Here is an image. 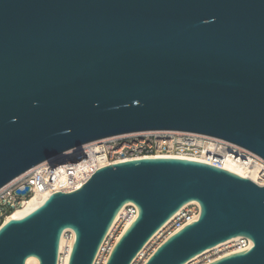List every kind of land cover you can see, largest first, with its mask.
Instances as JSON below:
<instances>
[{"label":"water","instance_id":"water-1","mask_svg":"<svg viewBox=\"0 0 264 264\" xmlns=\"http://www.w3.org/2000/svg\"><path fill=\"white\" fill-rule=\"evenodd\" d=\"M153 130L264 158V0H0V189L41 163L79 161L91 142ZM192 201L199 217L143 264H189L238 236L253 246L208 264H264V185L182 158L102 166L43 196L0 227V264H57L68 229L69 264H93L134 203L106 262L133 264Z\"/></svg>","mask_w":264,"mask_h":264},{"label":"built area","instance_id":"built-area-1","mask_svg":"<svg viewBox=\"0 0 264 264\" xmlns=\"http://www.w3.org/2000/svg\"><path fill=\"white\" fill-rule=\"evenodd\" d=\"M227 147L228 142L224 139L201 133L178 130H153L108 137L100 140L98 146L95 148L96 152L104 153L107 161L105 166L143 158H182L222 167L218 157L224 153L229 154L226 151ZM77 152V149H72L66 152V154L73 157ZM202 157L206 158L207 161L200 160ZM76 164L78 165L77 162L69 161L56 167H51L48 162H44L1 188L0 227L6 223L7 218L14 212L23 209L25 204L34 196L44 195L47 192L53 194L60 191L57 189L51 190V184H53V181L65 175L71 176L74 172L73 167ZM27 187H29V190L26 193L18 192L24 191ZM200 209L199 203L192 201L178 211L155 235V237H158L160 233L164 231L166 233L158 246L170 235L196 220L200 215ZM137 216L138 208L134 203H127L123 207L121 216L116 220L114 226L103 241L93 264H106L116 241L119 239L118 237L121 236L126 225L135 220ZM62 237H65L68 242L73 241V243L71 247L67 246L63 251H59L57 264H69L75 241V233L68 229ZM252 246L253 242L251 239L245 236H238L227 241L225 245H219L208 250V252L206 251L199 257L213 252L211 255L204 257L202 264H208L223 256L247 250ZM193 261L189 264H193Z\"/></svg>","mask_w":264,"mask_h":264},{"label":"bare ground","instance_id":"bare-ground-1","mask_svg":"<svg viewBox=\"0 0 264 264\" xmlns=\"http://www.w3.org/2000/svg\"><path fill=\"white\" fill-rule=\"evenodd\" d=\"M99 141L100 140L94 141V142L89 143L87 146L84 145L81 147L83 156L81 157V159H79V161H77L78 165L77 164L74 165L73 167L74 172L72 173V175L71 176L65 175L57 179L56 181H53V184H51V190H54V189L62 190V191L75 190L79 188L82 184H84L97 168H100L107 164L104 153H100L99 151L96 152L95 147L98 146ZM227 142H228V147L226 151L229 152V154L224 153L223 155L221 156L219 155L218 157L221 161L222 168H225L240 176L249 178L259 185H264V158H262L261 156L253 153L252 151L244 147H241L229 141ZM65 155L66 153H64V156ZM200 160L207 161V159L204 157H202ZM48 194H50V192H47L44 195L34 196L31 200L28 201V203L25 204L23 209L17 210L11 216H9L6 222L11 219H14L22 211H24L25 209L33 205L38 199ZM122 211H123V208L116 216L112 224V227L114 226L116 220L121 216ZM129 225L130 223L126 225L122 233L128 228ZM72 243L73 241L68 242L65 239V237H62L61 243H60V251H63L67 246L71 247ZM225 244H227V242H223L220 245H225ZM145 248L139 253L137 259L142 257V255L144 254ZM146 260L147 258L144 260V262ZM26 264H39V260L36 257L31 256L27 259Z\"/></svg>","mask_w":264,"mask_h":264},{"label":"rangeland","instance_id":"rangeland-1","mask_svg":"<svg viewBox=\"0 0 264 264\" xmlns=\"http://www.w3.org/2000/svg\"><path fill=\"white\" fill-rule=\"evenodd\" d=\"M165 231L160 233V235L158 237H155L153 241H151L145 248L144 250V254L142 255V257L138 258L134 264H143L144 260L146 258L149 257V254L152 253V251L158 246V244L163 240L164 236H165ZM223 248V247H222ZM208 252V251H207ZM213 252L211 253H207L206 255L199 257L198 259H196L195 261H193V264H202L204 257L207 255H211Z\"/></svg>","mask_w":264,"mask_h":264}]
</instances>
